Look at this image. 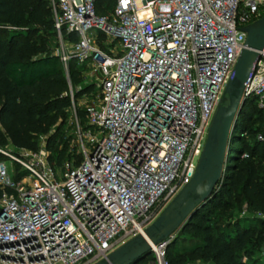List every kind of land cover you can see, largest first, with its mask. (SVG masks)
<instances>
[{"label": "built area", "instance_id": "1", "mask_svg": "<svg viewBox=\"0 0 264 264\" xmlns=\"http://www.w3.org/2000/svg\"><path fill=\"white\" fill-rule=\"evenodd\" d=\"M48 2L53 54L97 93L75 101L68 89L78 161L55 167L42 139L35 150L0 148V264H93L142 233L192 176L240 28L264 15V0H112L101 15L94 0ZM259 54L242 97L263 107ZM241 214L264 221L245 205ZM172 238L150 245L147 264H169Z\"/></svg>", "mask_w": 264, "mask_h": 264}, {"label": "trees", "instance_id": "2", "mask_svg": "<svg viewBox=\"0 0 264 264\" xmlns=\"http://www.w3.org/2000/svg\"><path fill=\"white\" fill-rule=\"evenodd\" d=\"M112 4V0H94L95 12L107 13ZM64 37L75 40L74 33ZM54 39L48 0H0V148L35 150L38 138L43 136L49 161L59 167L71 154L70 135L56 137L52 129L69 122L68 89L76 101L91 93L93 85L82 83L80 68L73 60L64 71L47 43ZM77 116L82 124L84 111L77 110ZM263 122L264 106L258 107L253 97L245 98L230 132L220 180L211 197L179 227L188 235L190 246L185 251H174L171 240L165 249L169 264L191 260L203 264H253L242 258L249 257L248 248L255 251L264 246V221L255 218L254 226L250 227V223L244 227L229 218L242 205L249 212L264 215ZM66 129H70L69 125L64 133ZM230 151L234 155H229ZM1 159L5 157L0 154ZM146 257L149 261L151 253Z\"/></svg>", "mask_w": 264, "mask_h": 264}, {"label": "water", "instance_id": "3", "mask_svg": "<svg viewBox=\"0 0 264 264\" xmlns=\"http://www.w3.org/2000/svg\"><path fill=\"white\" fill-rule=\"evenodd\" d=\"M245 39L212 114L206 136L189 181L162 208L140 234H136L93 264H135L155 245L175 232L197 207L211 197L221 178L230 132L243 104L244 82L252 75L264 47V15L240 28Z\"/></svg>", "mask_w": 264, "mask_h": 264}, {"label": "rangeland", "instance_id": "4", "mask_svg": "<svg viewBox=\"0 0 264 264\" xmlns=\"http://www.w3.org/2000/svg\"><path fill=\"white\" fill-rule=\"evenodd\" d=\"M47 43H48V46L52 50L55 49V47H56V45H55L56 44L55 39L54 40H50ZM99 45L101 47H103L104 49L107 48L104 45V42L103 41H100L99 42ZM108 47L111 48L112 47V44H110ZM96 93H97V90L93 86V89H92L91 93H89L88 95L87 94H85V95L87 96V98H89V97H94L96 95ZM79 99H82V97L79 98ZM263 124H264V122H263ZM68 125H69L70 129H66V131L64 133L63 130ZM72 128H73L72 124L67 121L60 128H58V129H56V128L55 129H52V131L54 133H56V137L59 136L60 134L70 135V139H69V143L68 144H71V147L72 146L74 147V142L72 141L73 140ZM68 130H69V132H68ZM43 138H44L43 136H41V138L40 137L38 138L39 143H40L41 139L43 140ZM233 147H236V145L233 144ZM233 153H234L233 151H230V154L229 155H234ZM77 157H79L78 158V160H79L80 159V155L79 154H76V153L75 154H72V152H71L69 158H66L65 160H63L62 161V164H64V163L69 164V162L71 161L72 158H77ZM4 164L8 168L9 162H8L7 159L4 160ZM254 220H256L254 218V216L243 215V214H241V210L238 213L232 211L230 213V218H229V221L230 222L237 221V222H239L240 226H244V227L249 226L250 223H251L250 227L254 226ZM188 238H189L188 235L181 233L179 231V228H178L175 232H173V238H172V241L174 242L173 250L174 251H181V250L182 251H185L186 249H188L189 246H190V242H189V239ZM248 251H249V254L250 255H249V257H246V258L243 257L242 258L243 261L248 262V263L249 262H252L253 264H264V246L261 247L259 250H255V251L253 249H251V248L250 249L248 248ZM147 263H148V257H145L144 259H142V260H140V261L137 262V264H147ZM182 264H203V263L201 261H199V260H196V261H192L191 260V261L184 262Z\"/></svg>", "mask_w": 264, "mask_h": 264}]
</instances>
